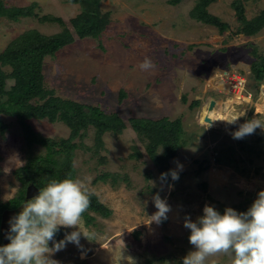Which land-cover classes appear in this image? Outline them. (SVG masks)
I'll return each mask as SVG.
<instances>
[{
	"label": "rangeland",
	"instance_id": "obj_1",
	"mask_svg": "<svg viewBox=\"0 0 264 264\" xmlns=\"http://www.w3.org/2000/svg\"><path fill=\"white\" fill-rule=\"evenodd\" d=\"M167 1L101 0V11L111 14L100 41L76 40L54 58H44V87L57 97L98 107L106 115L114 113L124 121L181 118L187 142L169 161L171 169L179 172L177 181L170 179V189L146 158H130L134 154L132 147L144 151V142L134 131L128 128L119 135L105 133L103 150L95 153L94 129L89 127L83 138L76 140L92 151L80 148L75 152V179L82 180L112 213L105 219L92 214L94 222L89 226L82 219L81 229L94 233L93 240L81 236L82 248L69 243L53 256L60 264H118L120 240L126 245L125 255L132 256L136 264H179L194 250L188 240L190 230L183 227L186 215L195 220L203 215L206 204L215 206L221 214L226 207L244 212L257 193L264 190V139L255 143L260 136H247L254 151L259 152L254 153L243 139H233L231 135L239 124L254 117L251 111L257 109L261 115L256 117H264V100L259 99L263 96L249 103L238 102L216 91L217 81L212 79L214 74L233 70L245 77V93L251 94V100L258 87L264 94V76L255 81L250 72L251 65L259 62V57L264 58V23L255 36L245 37L238 32L240 25L231 7L234 0H216L208 12L227 24L221 33L189 17L194 0H182L176 6ZM240 1L248 20L264 10V0ZM31 4H36L37 18L21 19L18 23L0 21V52L27 30L47 36L58 33V25L39 22L44 15L70 19L79 13L77 5L65 0L6 1L7 7ZM145 57L151 58L154 70L140 69ZM121 90L125 94L123 100L119 97ZM195 100L200 105L191 109ZM211 100L214 106L208 112ZM235 115L242 117L236 124H228L226 120ZM0 118L8 126L7 132L0 135V202L4 203L20 187L12 172L24 164L28 153L15 119ZM205 118L211 123H204ZM27 123L46 138L66 139L69 135V129L59 122ZM41 152L34 147L35 154ZM104 173L110 175L106 183L95 181ZM157 192L172 210L166 221L149 226L147 216L157 210L152 201ZM60 230L63 239L65 233L74 229ZM214 263L232 264V257L221 254L207 261Z\"/></svg>",
	"mask_w": 264,
	"mask_h": 264
},
{
	"label": "trees",
	"instance_id": "obj_2",
	"mask_svg": "<svg viewBox=\"0 0 264 264\" xmlns=\"http://www.w3.org/2000/svg\"><path fill=\"white\" fill-rule=\"evenodd\" d=\"M6 1L0 0V21L6 20L18 23L21 19L37 18L34 10L36 4L24 7H7ZM182 0H168L170 6L178 5ZM216 0H194V5L189 11V17L201 24L214 27L224 33L227 24L220 18L210 14L208 7ZM67 4L77 5L79 13L70 19H63L52 15L39 18L41 23L56 24L60 31L53 35H43L36 30H27L12 39L3 51L0 52V116L15 119L19 126L27 150L24 164L16 168L12 174L19 182L20 187L15 196L8 201L0 202V216L4 210H22L25 202V191L29 184L37 189L44 188L52 179L76 177L73 166L75 152L85 148L77 139H82L89 127L94 129V150L98 153L103 150L102 137L105 133L121 134L130 128L137 137L144 142V151L136 146L132 147L134 154L130 158L144 157L153 164L161 173L172 170L169 161L175 157L177 151L186 147L187 142L183 137L181 118L157 120L145 118H129L126 121L116 114L106 115L98 107L85 106L72 100L61 99L52 90L44 87L43 61L44 58H54L62 48L73 44L76 40L90 38L100 41L102 33L110 23V12H103L100 8L101 0H65ZM239 23L238 32L245 37L255 36L264 23V10L253 19H247L244 7L240 0L231 4ZM100 44V43H99ZM100 46V45H99ZM252 78L261 81L264 76V58L259 57V62H254L250 67ZM124 92L120 91V100ZM200 102L195 100L191 109L199 107ZM29 120H47L50 123H62L69 129L66 139H51L37 134L27 123ZM8 126L0 118V135H4ZM260 136L255 143L264 139V132L255 131ZM244 143L254 153V144H249L245 137ZM82 146V147H81ZM34 147H39L42 152L34 153ZM162 149V152L160 150ZM110 175L107 173L97 177L95 181L106 183ZM114 178L112 177V180ZM171 176L165 182L168 186ZM90 206L83 214L86 226L93 224L94 215L105 218L111 216L112 211L101 204L98 198L90 196ZM250 207V206H249ZM248 207V208H249ZM245 211H247V209ZM135 238L138 233L135 231ZM55 239L61 240V230ZM3 245L0 235V246ZM146 264H152L147 261ZM179 264H182L180 260ZM216 264V263H214Z\"/></svg>",
	"mask_w": 264,
	"mask_h": 264
},
{
	"label": "clouds",
	"instance_id": "obj_3",
	"mask_svg": "<svg viewBox=\"0 0 264 264\" xmlns=\"http://www.w3.org/2000/svg\"><path fill=\"white\" fill-rule=\"evenodd\" d=\"M139 67L145 72L155 69L150 57H145ZM254 94L258 97L261 95L259 87ZM241 117L235 115L226 122L233 125ZM257 128L264 132L263 116L262 119L254 116L239 124L231 135L233 139H244L255 134ZM177 167L182 170V165L178 164ZM169 176L177 181L179 172L169 170L161 173L160 180L165 182ZM168 187L171 189L172 185ZM91 195L87 185L78 178L49 181L37 196L23 202L22 210L10 218L9 243L0 246V264H60L53 256L69 243L82 248L81 236L92 241L95 234L85 232L80 227L83 214L90 206ZM152 201L157 210L147 216L146 225H160L168 219L172 209L159 192L152 197ZM61 227L74 230L57 241L55 237ZM183 227L190 230L188 240L194 250L182 258V264H207L210 257L221 254L231 256L232 264H264V190L257 193L247 211L238 212L226 207L221 214L215 206L206 204L203 215L195 220L186 215ZM119 243L122 247L118 264H136L132 256L125 255L123 240Z\"/></svg>",
	"mask_w": 264,
	"mask_h": 264
},
{
	"label": "built area",
	"instance_id": "obj_4",
	"mask_svg": "<svg viewBox=\"0 0 264 264\" xmlns=\"http://www.w3.org/2000/svg\"><path fill=\"white\" fill-rule=\"evenodd\" d=\"M212 79H215L217 81L216 90L220 94H228L232 98H235L236 100H238V102L249 103V102L256 100V98L261 97V95L264 98L263 93H261L259 97L256 94H254V97L251 100L252 98L251 94L245 93L246 79L239 72H236L233 70L228 71V72L222 71L221 73L214 74L212 76ZM263 98H259V99L264 100ZM262 107L264 108V105H262ZM250 114L257 116L260 113H258L257 109H255L251 111Z\"/></svg>",
	"mask_w": 264,
	"mask_h": 264
},
{
	"label": "water",
	"instance_id": "obj_5",
	"mask_svg": "<svg viewBox=\"0 0 264 264\" xmlns=\"http://www.w3.org/2000/svg\"><path fill=\"white\" fill-rule=\"evenodd\" d=\"M213 106H214V100H211L208 103V107H207L208 112L212 111ZM203 122L208 124V123H210V120L206 118L203 120ZM38 194H39V189H37L33 184H29L26 188V191H25V200L27 201L29 199H32L33 197L37 196ZM17 211L18 210H4L1 213V216H0V235L2 238L3 245H6L9 243V240L7 239V236L9 233V227H10L9 221H10V218H12L18 214Z\"/></svg>",
	"mask_w": 264,
	"mask_h": 264
},
{
	"label": "crops",
	"instance_id": "obj_6",
	"mask_svg": "<svg viewBox=\"0 0 264 264\" xmlns=\"http://www.w3.org/2000/svg\"><path fill=\"white\" fill-rule=\"evenodd\" d=\"M216 90V89H215ZM217 91V90H216ZM263 115H264V112H263ZM214 118V117H213ZM229 133H227V135H228Z\"/></svg>",
	"mask_w": 264,
	"mask_h": 264
},
{
	"label": "bare ground",
	"instance_id": "obj_7",
	"mask_svg": "<svg viewBox=\"0 0 264 264\" xmlns=\"http://www.w3.org/2000/svg\"><path fill=\"white\" fill-rule=\"evenodd\" d=\"M206 119V118H205ZM208 119V118H207ZM210 123H211V121H210Z\"/></svg>",
	"mask_w": 264,
	"mask_h": 264
}]
</instances>
